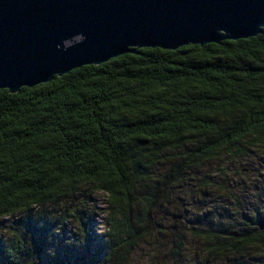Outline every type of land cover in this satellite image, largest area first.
<instances>
[{"label":"trees","instance_id":"trees-1","mask_svg":"<svg viewBox=\"0 0 264 264\" xmlns=\"http://www.w3.org/2000/svg\"><path fill=\"white\" fill-rule=\"evenodd\" d=\"M248 146L264 148V28L220 44L138 48L15 93L0 89V220L15 218L0 228V264H125L147 234L168 233L153 219L169 188ZM257 188L264 198V183ZM94 192L106 197L107 231L95 234V219L81 217L83 247L66 240L47 253L66 215L50 211ZM208 221L191 227L205 262L264 264V205Z\"/></svg>","mask_w":264,"mask_h":264},{"label":"water","instance_id":"water-1","mask_svg":"<svg viewBox=\"0 0 264 264\" xmlns=\"http://www.w3.org/2000/svg\"><path fill=\"white\" fill-rule=\"evenodd\" d=\"M263 28L264 0H0V89L15 93L138 48L220 44Z\"/></svg>","mask_w":264,"mask_h":264},{"label":"rangeland","instance_id":"rangeland-1","mask_svg":"<svg viewBox=\"0 0 264 264\" xmlns=\"http://www.w3.org/2000/svg\"><path fill=\"white\" fill-rule=\"evenodd\" d=\"M248 147L247 155L241 156L236 152L226 154L199 168L194 173L196 181L193 180L194 182L191 184L187 180L182 183L181 189L169 188L168 192L164 194V197L170 196L169 202H165L157 208L156 216L153 219L155 220L153 225L157 228L162 227L161 231L168 228V233L152 232L147 234L127 258L125 264H209L204 260L201 241L192 236L194 230L191 231V229L202 228L205 223L209 222V219L225 220L228 215L237 214L238 210L246 211L249 206L255 208V204L258 203H261L262 207L264 205V198L258 197L259 188L256 189L260 183H264V148ZM230 180L232 182L226 184ZM204 181L205 185L202 186ZM196 185L200 188L196 189ZM236 186L239 195L237 203L231 199L232 196L229 193L231 187ZM239 190L241 191L239 192ZM233 192L235 193L236 190ZM90 197L80 195L79 201L82 200V204L77 203L73 206L74 202L71 203V206L60 204L50 211L53 218L56 214L66 213V215L60 228L56 230V238L47 249V253H57L62 244L59 243L60 241L70 240V242L80 244L81 248L83 247L85 236H83L82 226L78 222L81 217L84 221L95 219L93 230L95 234L107 231L104 226L106 214L103 211L106 197L101 192H94ZM76 207L79 210L74 214L66 211L67 208L73 210L77 209ZM173 208L177 211L172 210ZM173 216L179 218L176 220ZM14 219L11 217L1 219L0 228L3 225L11 224ZM173 225L176 227L175 231L172 228ZM165 241H167V248L163 250L162 243ZM175 241L180 242V256L174 261L170 252L171 249L177 248ZM225 262L223 261L222 264Z\"/></svg>","mask_w":264,"mask_h":264},{"label":"clouds","instance_id":"clouds-1","mask_svg":"<svg viewBox=\"0 0 264 264\" xmlns=\"http://www.w3.org/2000/svg\"><path fill=\"white\" fill-rule=\"evenodd\" d=\"M81 39H83V37H81Z\"/></svg>","mask_w":264,"mask_h":264}]
</instances>
